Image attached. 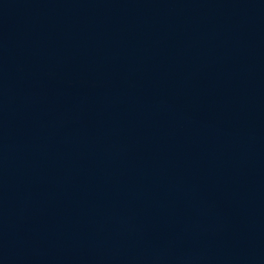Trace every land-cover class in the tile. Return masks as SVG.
Instances as JSON below:
<instances>
[{
  "label": "water",
  "instance_id": "water-1",
  "mask_svg": "<svg viewBox=\"0 0 264 264\" xmlns=\"http://www.w3.org/2000/svg\"><path fill=\"white\" fill-rule=\"evenodd\" d=\"M0 264H264V0H0Z\"/></svg>",
  "mask_w": 264,
  "mask_h": 264
}]
</instances>
